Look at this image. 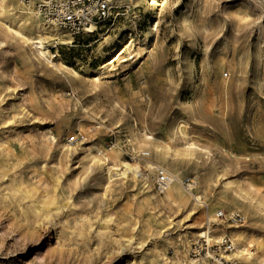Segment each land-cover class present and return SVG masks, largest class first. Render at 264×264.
Masks as SVG:
<instances>
[{"label": "rangeland", "instance_id": "1", "mask_svg": "<svg viewBox=\"0 0 264 264\" xmlns=\"http://www.w3.org/2000/svg\"><path fill=\"white\" fill-rule=\"evenodd\" d=\"M164 2L158 38L150 44L142 43L141 48H133L132 56L135 59L141 56L142 62L135 65L131 60L123 62L124 58L130 57V50L126 48L123 54L113 55L106 63L111 65L101 72V77L107 80L105 85H109L111 95L134 116L131 118L133 123H138L141 128L148 117L150 128L162 141L166 142L169 138L176 116L177 122L184 126L190 137L210 149L214 157H221V151L240 157V170L231 172L230 178L236 182L246 180L248 185L264 193V0ZM188 10L190 32L183 25V15ZM144 11L143 8H123L116 29L135 20L140 30L139 38L143 40L144 34L149 32V21L153 20L152 13L145 14ZM99 38L81 34L72 44L51 42L47 50L54 61L60 60L84 75L89 70L102 67L96 51ZM17 54V47L13 44L0 46V95L3 98L0 106L7 108L0 116V139L9 143L8 148L15 153V158L23 160L21 170L24 169L31 177L42 174L46 185L52 187L55 181L54 160L37 156L29 148V138L48 132L57 135L61 128L60 120L45 115L47 119L39 122L34 118L35 112L27 117L14 108L9 109L12 103L21 96L23 98V94L26 93L25 98L30 95L27 94L30 85L19 78L24 66ZM34 81L45 98H50L54 92L65 99L73 96L81 99L83 96L82 91L69 84L55 82L49 76L37 74ZM223 81L233 86L229 108L216 115L215 128L209 126L212 116L206 115L203 118L207 127L199 126L181 108L194 101L192 95L196 86H201L199 95L206 101L213 97L210 95L214 92L213 86ZM96 104L99 108H112L110 98L103 94ZM45 113L49 114L48 111ZM8 120L9 123L3 124ZM123 123L104 129L106 134L101 143L102 150L120 146L125 158L134 162L137 153L129 145L130 131ZM86 128L89 130L90 126ZM84 129L65 126L63 133L67 139L79 135L84 141L88 137ZM99 133L101 136L102 133ZM190 176L195 177V171H190ZM44 189L45 184L37 194L43 193ZM61 190L62 195L67 196L71 191L79 206L68 208L69 199L62 196L60 203L64 208L58 218L72 220L81 217L87 226H91L90 234L71 239L59 233L62 225L54 224L58 222L55 218L53 221H34L36 233L26 236L29 226L17 215L16 199L10 204H3L0 200V264H126L122 263L126 258L142 257L147 250L154 248L155 242L147 238L143 249H134L137 247L134 245L123 246L119 250L122 236L128 234L124 228L127 218L137 222L138 226L153 221L155 211L142 204L138 195L130 196L126 192L108 206L104 203L101 187L85 178L72 188L63 187ZM28 202L29 199L22 201L26 206ZM53 206L45 205V209ZM171 220L172 225L167 228L166 234L169 233L172 238L195 223L184 213L173 215ZM202 220L205 223L208 221L206 212ZM99 230L107 232L108 236L99 234ZM156 242L160 244L162 255L165 254L170 261L175 258L172 244L164 245L165 241L160 237ZM192 249L189 253L194 258ZM257 250L258 244L253 251ZM146 262L148 260L145 261L148 264ZM153 262L163 264L161 261Z\"/></svg>", "mask_w": 264, "mask_h": 264}, {"label": "bare ground", "instance_id": "2", "mask_svg": "<svg viewBox=\"0 0 264 264\" xmlns=\"http://www.w3.org/2000/svg\"><path fill=\"white\" fill-rule=\"evenodd\" d=\"M40 1L0 0V46L8 43L17 47V55L24 66L19 78L30 85L27 93L30 95L25 98L26 93L23 94V98L21 96L12 103L9 109L14 108L27 117L35 112L34 118L39 122L45 121L46 116L50 115L60 120L59 128L61 127L57 135L48 132L29 138V148H32L37 156L54 160L55 181L52 187L46 185L42 174L31 177L23 171L24 169L21 170L23 160L15 158V153L8 148L9 143L0 139V200L3 204H10L16 199L19 210L17 215L29 226L26 236L36 233L34 221H53L59 217L64 208L60 203L62 196L69 199L68 208H77L79 203L73 198L71 191L67 196L64 193L62 195L61 189L72 188L85 178L95 181L96 185L101 187L105 205H112L127 192L130 196L138 195L142 204L155 211L153 221L142 226H138L131 218L126 219L124 228L128 234L122 236L119 250L123 246L128 248L134 245H137L134 249H143L147 245V238L155 244L154 248L147 250L142 257L132 256L122 263L145 264L148 260L146 263L152 264L156 260L163 264H195L196 261L189 253L195 242L201 238L219 242L228 236L235 249L227 256L236 264H264V193L248 185L246 180L236 182L230 178L231 172L240 170L241 158L224 151H221V157H214L210 149L190 137L184 126L177 122L176 116L169 138L166 142L162 141L150 128L151 122L147 116L141 128L138 123L131 121L134 116L111 95L109 85H105L107 80L101 77L102 70L111 65L106 63L113 55L123 54L125 48L130 50V57L124 58L123 62L131 60L132 65L142 62L141 56L137 59L132 56L133 48H141L142 43L150 44L158 38L162 24L160 17L165 8L164 0H114L113 4L117 8H143L145 14L152 13L153 20L149 21V32L144 34L143 40L139 38L140 30L135 20L132 24L118 29L113 26L108 32L101 34L97 41L96 51L102 61V67L89 70L84 75L60 60L54 61L53 55L47 50L51 42L72 44L76 36L58 23L48 21L38 7ZM189 13L190 10L184 13L183 25L190 32ZM97 29L96 25H92L86 28L83 34L95 33ZM37 74L73 86L75 90L83 92L82 98L73 96L65 99L55 92L50 98L41 96V91L36 88L34 81ZM213 89L214 92L210 93L213 97L204 101L199 95L202 92L201 86H196L192 95L194 101L181 108L201 127H207L203 118L206 115L212 116L214 120L212 119L209 126L215 128L216 115L226 112L229 108L233 86L223 81L216 83ZM102 94L110 98L112 108L97 106L96 102ZM1 98L2 95L0 103L3 101ZM6 110V107L0 106V116H3ZM47 111L49 114L45 113ZM9 122L8 120L3 124ZM121 122H124L123 125L130 131L129 145L137 153L134 162L125 158L120 146L102 150L105 130ZM65 126L71 129L85 127L88 137L84 141L71 142L63 133ZM89 126L88 130L86 127ZM99 132L102 133L101 136ZM247 160L250 158L247 157ZM161 169L168 171L171 176L164 192L157 187L158 171ZM190 171H195L196 176L192 178ZM43 184L46 191L37 194ZM129 188L131 190H128ZM25 199H29L27 206L22 203ZM50 204L54 206L45 209V205ZM220 211L226 217L218 216ZM204 212L207 217L210 216V221L206 223L202 220ZM179 213L191 217L195 223L172 238L169 233L166 234L167 228L172 225L173 215ZM235 213L242 216V223L233 224L228 221L227 218ZM54 224H61L59 233L71 239L83 238L90 234L91 226H87L81 217L72 220L58 218V222ZM98 233L108 236L107 232L101 230ZM157 237L164 239V245L174 246L176 254L173 260H168L165 254L159 252ZM256 244L259 245V250L253 251L250 247H256ZM201 261L211 264L208 259Z\"/></svg>", "mask_w": 264, "mask_h": 264}, {"label": "built area", "instance_id": "3", "mask_svg": "<svg viewBox=\"0 0 264 264\" xmlns=\"http://www.w3.org/2000/svg\"><path fill=\"white\" fill-rule=\"evenodd\" d=\"M113 1L41 0L38 7L48 21L56 22L65 29L71 30L75 36L83 34L84 30L92 25H96L98 29L95 33L88 35L100 36L116 26L123 15V8L115 7ZM78 140H80L79 135H72L70 138L71 142H77ZM170 181L171 176L168 171L164 169L158 171L157 187L161 192H164ZM218 216L226 217L221 211ZM227 219L233 224L243 222L242 216L236 213L230 215ZM208 221H210V216H208ZM250 248L253 250L255 246ZM234 249L235 245L228 236L223 237L219 242L201 238L193 245L192 255L196 261L195 264H204L201 259H208L211 264H236L234 260L227 256Z\"/></svg>", "mask_w": 264, "mask_h": 264}]
</instances>
